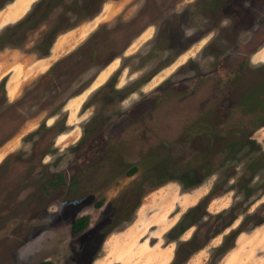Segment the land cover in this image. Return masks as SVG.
I'll return each instance as SVG.
<instances>
[{
  "label": "rangeland",
  "instance_id": "374dc122",
  "mask_svg": "<svg viewBox=\"0 0 264 264\" xmlns=\"http://www.w3.org/2000/svg\"><path fill=\"white\" fill-rule=\"evenodd\" d=\"M6 1L0 33L40 0L17 4L19 14L4 21L18 0ZM48 2L51 12L23 45L0 47V264H264V120L245 126L236 110L232 118L240 121L222 128L226 110L195 118L190 94L183 96L196 74L237 67L229 96L264 89V0H43L34 9L43 12ZM59 23L64 30L50 57L40 58L44 33ZM103 70L97 82L104 87L87 96ZM97 72L73 98L77 105L69 107L71 99L68 111L58 110ZM156 88L175 110L167 112L181 113L167 127L178 134L160 142L165 184L155 187L151 173L137 201L124 197L131 180L118 175L104 190L52 201L44 184L66 166L85 122L94 116L101 136L118 126V112L141 105ZM83 102L88 108L80 115ZM210 121L219 129L213 149L197 152L196 142L206 138L195 136ZM161 131L152 137V154ZM181 140L183 164L176 158ZM82 215L88 224L75 233L71 225Z\"/></svg>",
  "mask_w": 264,
  "mask_h": 264
},
{
  "label": "flooded vegetation",
  "instance_id": "af4514ba",
  "mask_svg": "<svg viewBox=\"0 0 264 264\" xmlns=\"http://www.w3.org/2000/svg\"><path fill=\"white\" fill-rule=\"evenodd\" d=\"M40 1H42L40 3H43V0ZM12 3L13 0H7L6 3H4V6ZM51 6L52 4L48 2L46 5L47 8H45V11L43 12L35 10V5L32 7L33 11H38L40 13L39 15L41 16L37 20L38 22L35 24L36 27H33L28 31L26 29H20L16 32H13L15 34L5 35L4 33L6 28L10 27L7 26L4 31L0 33V36L2 35L4 38H0V47H20L23 45V43L26 41L27 34L44 24L46 14L51 12ZM32 9H29L26 14L19 18L20 20H16L17 22H13L12 25L26 18ZM2 10L3 6L0 7V13ZM94 12L93 13L96 14L97 11ZM60 24L61 23H59V26L57 24V26L48 28L46 31L48 34L46 36L43 35L40 41V58L50 57V52L52 51L53 45L56 42V37L64 30ZM55 30H58L56 35L54 34ZM49 34L51 35V38L49 37ZM87 40H89V37ZM87 40L82 42V44L87 42ZM69 55L70 53L68 56ZM58 61L59 60L48 66L46 73L44 74L45 76L53 73L55 63ZM108 64L104 66H107ZM103 67H101L98 72ZM237 68L231 72H221L220 70H216V72H208L206 74L198 73L193 76V78L188 79L189 83H187V86L184 87L183 90L186 89L185 91L189 92L183 96L185 97L190 94L187 96V99L190 97L194 103L193 106L194 110L196 111L195 118L199 114H206L209 117V112L213 110H226V112H224V116H221L219 119V126H222V128H230L229 125L235 126L234 123L236 121H240L238 118H232L231 111L240 110V115L243 116L242 120L245 121V126H256L263 122L264 89H261V91H251L247 95H241L240 97H237L234 94L229 96L231 93L227 94L228 88L236 83L235 75L238 72ZM98 72L95 73L92 80L86 86H82L78 88L76 92L70 94L65 99V101L61 103L58 110L63 109L68 111L69 107H73L75 104L77 105V102H75L76 100L73 98L81 95L90 88ZM103 73L104 70L99 73L95 79V82L92 84V89L86 94L87 96L94 95L96 92L101 90L102 87H104L101 86L103 82L100 85H98L100 82H97ZM188 80H185L182 83H186ZM5 82L6 81H4V83L1 82V84H4V88ZM94 84H96L95 88H93ZM6 92L8 95V89ZM224 96H228V100H225ZM71 99L73 100L70 101ZM215 100H225V107L217 109L214 105ZM68 102L69 107L67 105ZM140 104L141 105H139V102L136 101L131 102V104H129L130 108L132 107L129 109L130 112L126 110L121 113L118 112L117 114H120V118H117L115 122L119 123L118 126H115L114 129L110 128V131L105 129L101 136H96V132L98 131L96 128L92 127L94 125V116L85 122L86 124L84 128L81 129V135L74 144V152L68 157L66 166L63 167L62 170L52 173L44 184V187L47 189L49 194H54L52 201L59 198L60 202H68L70 196L73 193H84L85 191H93L94 189L104 190L108 186H111V184H115L116 180H118V175H122L123 177L125 176L131 180L130 186L123 189L126 190L124 197L131 196L133 200L135 198L137 201L141 200V197L146 190V186H150L151 173L155 175L157 182L155 187L158 188V186L165 184L163 182L166 179L165 171L169 169V167H167L165 163V148L164 146L162 147L160 145V142L162 141V143H165L166 140L170 141L167 136L168 133L171 134L169 138L178 134L176 128L167 130V127H173L171 120L174 118V120H176L178 117L181 118V113L167 112L168 110L172 111L174 109H171V104H167V95L162 91V88H156L155 90L149 92V94L146 96L142 97V102H140ZM87 108L86 102H83L79 110L80 115L83 114L81 111H84ZM66 117L68 119V115H66ZM192 122L194 123V120ZM210 123V126L204 125L206 130L195 136L196 140H199L203 137L206 138L203 142H196L195 151L197 152H208L209 149H213L212 146L214 141H212L213 139L211 140V137H215V135L217 137L219 129L217 130L214 127L213 122L210 121ZM160 126H162V133L160 134V137L155 139L153 142L155 143L158 141V145L155 148L158 149V151L152 154L150 152L152 137L155 135L156 130ZM60 136H62V134L58 135L57 137ZM180 144L181 149L176 151V158L180 160L179 163L183 164V160H181L183 154L182 140ZM201 158H203V155ZM2 167L4 169L6 168V166ZM201 170L203 171L206 169H203L202 167ZM195 173H197L196 170ZM30 176H32L31 171L26 174L24 179H27ZM17 180H20V178L17 177ZM76 202L80 201L77 199Z\"/></svg>",
  "mask_w": 264,
  "mask_h": 264
},
{
  "label": "trees",
  "instance_id": "16d2710c",
  "mask_svg": "<svg viewBox=\"0 0 264 264\" xmlns=\"http://www.w3.org/2000/svg\"><path fill=\"white\" fill-rule=\"evenodd\" d=\"M40 2L35 4L38 5ZM88 4V2H86ZM85 3V4H86ZM39 12H35L33 11V9L28 13V15L26 16V18H24L23 20H21L20 22L6 28L5 30V35H10V34H15L13 32H16L20 29H26L27 31L30 30L33 27H36V23L38 22L37 20L40 18L41 15H39ZM46 14V13H45ZM38 15V16H37ZM48 15V14H46ZM81 15V14H78ZM45 16V15H44ZM58 32V30L54 31V34L56 35V33ZM48 34V32H46L44 34V36H46ZM49 37L51 38V35L49 34ZM0 38H3V36L1 35ZM1 45V44H0ZM88 224V216L87 215H82L79 218H77L71 225V230L75 233H78L80 231H82ZM38 264H53L52 261L50 260H42L40 261Z\"/></svg>",
  "mask_w": 264,
  "mask_h": 264
},
{
  "label": "bare ground",
  "instance_id": "6f19581e",
  "mask_svg": "<svg viewBox=\"0 0 264 264\" xmlns=\"http://www.w3.org/2000/svg\"><path fill=\"white\" fill-rule=\"evenodd\" d=\"M23 1H25V0H18L17 1V3L16 4H14V5H12L10 8H8L9 10L7 11V13L4 15L5 16V18H4V21H7L8 19H10V17H13V16H17V14H19V12L17 11L18 9H17V7L18 6H16L17 4L18 5H21V2H23ZM24 10V9H23ZM2 15L0 14V17H1ZM61 40V39H60ZM61 43V42H60ZM56 46L57 47H59V48H61L60 47V45H59V42L57 41V43H56ZM58 48V49H59ZM36 65V64H35ZM21 85V84H20ZM14 94V93H13ZM65 139V136H60L59 137V141H62V140H64ZM64 142H65V140H64ZM61 143V142H60ZM63 144V143H62ZM61 144V145H62ZM57 145H59V143L57 144ZM7 147H8V145H7ZM6 147V148H7ZM156 221V220H155ZM159 222V221H158ZM155 223H157V222H155Z\"/></svg>",
  "mask_w": 264,
  "mask_h": 264
}]
</instances>
